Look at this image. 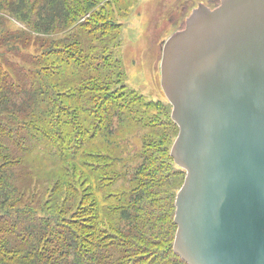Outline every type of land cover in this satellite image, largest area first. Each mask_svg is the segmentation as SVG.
I'll list each match as a JSON object with an SVG mask.
<instances>
[{
    "label": "trees",
    "instance_id": "1",
    "mask_svg": "<svg viewBox=\"0 0 264 264\" xmlns=\"http://www.w3.org/2000/svg\"><path fill=\"white\" fill-rule=\"evenodd\" d=\"M122 10L0 0V264H187L173 251L178 126L170 103L123 83Z\"/></svg>",
    "mask_w": 264,
    "mask_h": 264
},
{
    "label": "water",
    "instance_id": "2",
    "mask_svg": "<svg viewBox=\"0 0 264 264\" xmlns=\"http://www.w3.org/2000/svg\"><path fill=\"white\" fill-rule=\"evenodd\" d=\"M161 51L170 155L185 171L173 251L187 264H264V0L199 3Z\"/></svg>",
    "mask_w": 264,
    "mask_h": 264
},
{
    "label": "rangeland",
    "instance_id": "3",
    "mask_svg": "<svg viewBox=\"0 0 264 264\" xmlns=\"http://www.w3.org/2000/svg\"><path fill=\"white\" fill-rule=\"evenodd\" d=\"M204 1L206 0H116L123 10L121 13L116 12L114 17L111 14V17L120 24L117 31L120 44L116 56L127 89L137 91L147 100L168 102L160 84L163 44L184 26L185 20L199 3L206 4ZM113 5L115 4L111 3ZM161 130L166 133V128ZM144 134L146 132L141 130L127 142L123 141L129 149H125L121 156L126 157L128 152H141L140 138ZM120 186L123 185L120 183Z\"/></svg>",
    "mask_w": 264,
    "mask_h": 264
},
{
    "label": "flooded vegetation",
    "instance_id": "4",
    "mask_svg": "<svg viewBox=\"0 0 264 264\" xmlns=\"http://www.w3.org/2000/svg\"><path fill=\"white\" fill-rule=\"evenodd\" d=\"M206 4V6L208 7L209 5H211L212 7L211 8H214L215 6L219 5L221 0H206L204 1ZM201 4V3H200ZM199 5V4H198ZM210 8V6H209Z\"/></svg>",
    "mask_w": 264,
    "mask_h": 264
}]
</instances>
